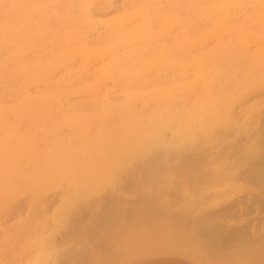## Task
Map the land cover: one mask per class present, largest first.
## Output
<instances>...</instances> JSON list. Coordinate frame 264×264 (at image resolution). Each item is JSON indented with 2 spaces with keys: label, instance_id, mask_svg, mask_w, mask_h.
I'll use <instances>...</instances> for the list:
<instances>
[{
  "label": "rangeland",
  "instance_id": "rangeland-1",
  "mask_svg": "<svg viewBox=\"0 0 264 264\" xmlns=\"http://www.w3.org/2000/svg\"><path fill=\"white\" fill-rule=\"evenodd\" d=\"M263 25L264 0H0V264H264L237 249L244 244L243 231L264 239V187L240 175L237 162L232 169L227 164V154L245 148L256 127L264 125ZM209 49L220 64L215 89L241 84L248 72L256 79L234 102L222 104L225 113L235 115L236 132L232 125L230 130L218 126L213 141L199 148L205 154L210 150L211 157L220 146L227 151L201 170L215 176L199 192L197 174L184 176L170 163L155 166L147 178L149 194L162 192L171 179L173 186L154 203H171L166 206L178 209L172 208L177 224L186 230L180 249L167 251L162 248L169 246L171 224L151 214L129 215L139 196L124 186L127 173L110 161L112 147L95 146L100 143L96 129L116 132L117 115L102 111L109 107L104 101L118 99L122 87L174 83L186 68L193 71L182 63L192 66ZM161 135L169 148L170 130ZM111 138L119 141L118 134L107 142ZM256 138L264 147V137ZM257 151L264 158V148ZM222 174L228 178L217 180ZM252 193L259 199L251 200ZM206 215L208 229L196 233V222ZM210 232L225 240L216 252L202 248Z\"/></svg>",
  "mask_w": 264,
  "mask_h": 264
},
{
  "label": "bare ground",
  "instance_id": "bare-ground-1",
  "mask_svg": "<svg viewBox=\"0 0 264 264\" xmlns=\"http://www.w3.org/2000/svg\"><path fill=\"white\" fill-rule=\"evenodd\" d=\"M255 8H257V7H255ZM118 10H120V9H118ZM207 11H209V13H210L211 9H208ZM90 12H91V10H90ZM147 19H148V17H147ZM216 20H214V21H216ZM137 24H139V23H137ZM215 32L213 33V34H215L214 36H216V34H217V32L216 33ZM11 34H12V32H11ZM209 35H210V33H208L207 37ZM152 36H153V33H149L148 34L149 38H151ZM214 36H212V37H214ZM212 37H210V38L212 39ZM204 38H206V35H205ZM225 38H226V36H225ZM252 38H254V37H252ZM207 40H209V38ZM228 42H229L228 44H231V41H228ZM232 42H234V41H232ZM181 44L183 45V43H181ZM218 44H219V42L216 43V46H218ZM225 45L227 46V44H225ZM215 47H212V48L215 49ZM228 48H225V50L228 49ZM171 50H172V48H171ZM214 53H212V51L210 49L203 51L201 55H198L199 57H197V60L193 61L192 66L182 63L184 67H190V68H192L193 71H191L189 68H186L187 70L182 71V75H181L180 78L175 80L174 83L170 82L167 86L158 87V88H154V87L153 88H149L148 86L145 87L143 85L145 88H140V89L122 87L121 88L120 97L118 99H116V100H113V101H110V100L104 101L106 103V105H108L109 107H107V112L105 110L102 111L103 114H105V115H113L112 113H115L117 115V118H118V121H117L118 125L117 126L118 127H117V129L114 128V130H116V132H114L113 130H110L109 133H108V131L105 130L106 132L104 133V131L102 129H100V128L96 129L97 137H98L100 143H98L95 146L98 148V147H102V145L107 144V146L112 147L111 150L114 152V154H113V158L110 161L114 163V166L115 165L117 166L119 172H126L127 173V177L128 178H125L127 180H126V183L125 182L123 183L124 186L127 185L128 188L131 190V192H133L134 194L136 193L137 196H139V198H140V199L137 198V196L135 194V197L140 201V204H139V201L137 200L139 206L138 207L136 206L137 208L131 209L129 211L130 212L129 215L131 217H133V219H137L141 215H148V217H149V214H151L150 216L152 218L160 219L161 222L166 223L167 225L171 224V226L169 227V235H168L169 246H168V248L167 247L166 248H162V249H166L167 251L168 250H175L177 247H179V244L183 240V236L186 234V230L181 228L177 224L176 213L172 210L173 207L169 209L166 206L168 203H165V206H164V204H158L157 205L156 203H154V201L156 202L157 200L160 201V200L163 199V198L159 199V197L164 195V192L166 193L167 189L171 186V184H172L171 179L169 181H167V182L165 181L166 182V184H165L166 187L165 188L162 187L164 189V190H162V192L159 191V189H157L158 191H155L152 194L151 193L149 194L150 191L148 192L147 191V187H146L145 189L148 192V194H146L145 193L146 191L144 192V186L147 183V180H149L147 178L150 177V176H153V174H154L153 171H155V173H156L155 169H157L158 166L160 168L162 164L164 165L165 163H167V165H168V163H170L171 165L174 166L175 170H182L184 176H189V177L192 176L193 177V176H196L195 174H197L198 177H195L196 180H197L196 189H197V192H199L200 189H201V186H203L205 181L208 178L212 180L213 176H215V174L213 176H211V174H210V177H207V176H205V173L202 174L201 170L204 167L209 166L210 164H212V162L214 160H216V159L218 160L221 157H224V154L227 152V151L224 152L223 148H221V146L218 144V146H220V148L218 147L219 149L218 150L216 149V151H215L217 153H214L213 154L214 156L211 157L212 154H211L210 150H209V152H210L211 155L209 154V152H207L209 154V155H207V153L206 154L203 153V151H202L203 149L200 150L199 148L202 146V144L210 143V142L213 141V137L216 134V130H217L218 126H221V127L225 126V128L230 127V125L233 126V122H234V118L233 117L235 115L232 117L231 115H229L230 112H229V114L225 113L223 108H222L223 107L222 104L224 106H227V105L231 104L232 102H234L236 100V98H237L238 93L244 87L249 86L256 79V76L254 74L248 72V73H246L245 80L241 84L232 83L231 82L230 85H229L230 86L229 88H223L221 90L220 89H215L214 88V83L216 81H218V79H217L218 66L220 64L218 65L216 63V60L214 59ZM154 54H156V53H154ZM221 61H222V59H221ZM123 69H125V68H123ZM189 71H191V74L189 73ZM222 72L223 71L220 68L219 76L221 75ZM180 73H181V71H180ZM111 75H112V73H111ZM243 94H245V93H243ZM101 96H103V95H101ZM101 99L102 98H100V100ZM151 101L153 102V106L150 104V106H152L150 108L148 103L151 102ZM243 102H245V101H243ZM51 104H53V103H51ZM144 106L146 107L147 110H145L143 108ZM220 108H222V110ZM229 110H231V109H229ZM250 114H249V116H250ZM140 118H143V119L147 118V119L146 120H140ZM248 118H246V120ZM261 119H262V117H261ZM239 121H238V123H239ZM234 125H236V124H234ZM239 125H241V124H239ZM101 126H107V125H101ZM251 127L254 128V126H251ZM233 128H234V126H233ZM238 128H236V129H238ZM253 128H251V129H253ZM165 129L170 130V133H171L170 140H168V138L166 139L167 142L170 141L169 142V148H164V145L166 143L164 144L163 141H165V140H163V141L161 140L162 137L164 136V135H161V134H163V131ZM218 129H220V127H218ZM227 129H229V128H227ZM236 129L234 128V130L233 129L232 130L235 131ZM235 132H234V134H236ZM219 133H220V131H219ZM115 134H118L119 141H115V138H111L107 142L108 136L111 137L112 135H115ZM232 135H233V133H232ZM253 136H255V138L258 137V136H261L263 138L264 137V125H260V127H256V129L254 130ZM238 137H240V136H238ZM255 138L252 139L249 143H247L248 144L247 146H246V143H245L246 141H244L243 145H245L246 147L243 148V149L233 150L234 149L233 148L232 149L233 151L229 149L230 151H232V154H227L228 156L227 155L226 156L228 158H230L229 159L230 163H227V161H225V162L228 164V167L230 169H232L233 165L236 166L235 162H237V165H238L237 168L240 169L239 171L241 172V173L239 172L240 175L242 173L243 174L245 173V175L247 174L246 176H248L249 179L251 178L250 180L252 182H254V183H252L253 185L254 184L256 186L257 185H262L264 187V158L261 157L262 154L261 155H256V153L254 152V151L259 152L257 150L258 149H262L263 150L264 147L262 145V147H263L262 148L260 141H256L257 138L256 139ZM214 140H215V138H214ZM262 143L264 144V141ZM90 145H91V143H90ZM223 145H222V147H223ZM243 145H242V147H243ZM204 146H205V144H204ZM214 150H215V148H214ZM232 156H233V158L235 157V159L231 160ZM144 158L145 159L148 158V160L146 159L147 160L146 162H148V161L149 162L148 163H146V162L142 163L141 162L140 165L136 164L137 161H140L141 159L143 160ZM134 164H136V166L137 165L138 166L137 167H132V166H134ZM155 166H157V168ZM235 166H233V167H235ZM206 169H208V168H206ZM216 170H218V169L216 168ZM207 173H209V170H208ZM230 173H231V176H234L235 172L232 171ZM240 175L238 174V176H240ZM123 176H124V173H123ZM224 176H225V174L220 175L217 178V180L223 178ZM120 177L118 175L119 180H120ZM227 178H228V176H227ZM121 180L123 181L122 177H121ZM151 180H153V179H151ZM122 181H120V182L122 183ZM149 182L150 181H148V183ZM65 183H63V184L65 185ZM121 183H119V184L122 187ZM247 183H250V182H248V180H247ZM149 185H150V183H149ZM147 186H148V184H147ZM172 186H173V184H172ZM63 187H65V186H63ZM67 187H70V186H67ZM48 190H50V189H48ZM122 190H124V189H122ZM126 191H127V189H126ZM90 194H92L91 191H87L86 192V196L88 195V197H89ZM118 194L119 193L117 191V195ZM121 194H122V191H121ZM171 195L172 194L170 193V196ZM253 195H254V197L252 196V198H250L251 200H253V198L256 197L255 194H253ZM99 196H98V198H99ZM103 196H104V194H103ZM204 197H206V196H204ZM241 197H243V196H241ZM257 197H259V196H257ZM257 197L255 199H257ZM119 198H121V200H122L123 197H120V195H119ZM156 198H158V199L154 200ZM238 198H239V196H238ZM100 199H101V197H100ZM116 199H117V197H116ZM200 199H203L202 195H201ZM260 200H261V197H260ZM263 200L264 199H262V201ZM125 201H128V199H126ZM93 202H94V200H93ZM237 202H238V200H237ZM87 203H89V202H87ZM132 203L134 204L135 201L132 202ZM89 204H87V206ZM170 204H168V205H170ZM230 205L233 206L235 204H231L230 203ZM226 208H228V207H226ZM174 210H178V209H174ZM248 210H246V212H249ZM213 211H211V212L213 213ZM105 212L107 213V210ZM176 212H179V211H176ZM244 212H245V210H244ZM109 213H111V212H109ZM228 214H229V212H228ZM181 215H184V212H183V214L181 213ZM207 215L201 217L202 219L200 221L199 220H198V222L195 221L196 224L195 223L194 224H195L196 233L200 232V230H202V231L205 230V232H206V230L208 229L207 225H208V221L209 220L208 221L204 220V219H207L206 217L209 216V215L208 216ZM234 215H235V213H234ZM99 216H100V214H99ZM109 217H112V216H109ZM96 218H98V217H96ZM96 218H95V220H96ZM258 219H259V217H258ZM132 221H134V220H132ZM127 222H128V218H127ZM132 223H134V222H132ZM244 227H246V225ZM229 232H231V230ZM240 232H241V230H240ZM253 232H254V230H253ZM90 233L92 234V232H90ZM243 233H244L243 234L244 237L242 235V238H240V239L242 240L241 242H243L244 244L239 245L237 247V249L241 250V253L247 259L252 258L253 260H260V262H262V259H264V239H261L260 236H259L260 237L259 239H258V236H256V238H251L249 236H252V235H251V233H250V235H248L249 234L248 231H243ZM207 234H208L207 235V240L204 241L205 245L202 244V248L206 250L207 248L212 247V248H214L213 252H216V250L218 251V248H220V246L218 245L219 242L221 244V241H225V240H223L222 237H219L217 234H214L213 232H210V233H207ZM259 234L261 235L262 233L260 232ZM201 235H203V234H201ZM253 236H254V234H253ZM234 237H235V235H234ZM227 238H228V236H227ZM228 240H230V238ZM232 241H234V240L232 239ZM235 241H238V239H236ZM235 241H234V243H235ZM224 243L222 245H224ZM227 243H228V241H227ZM229 243L231 244L232 242H229ZM166 244H168V243H166ZM226 247H227V245H226ZM229 247H227V248H229ZM179 249H180V247H179ZM167 251H165V252H167ZM181 252L183 253V250ZM211 252H212V250H211ZM163 253H164V251H163ZM167 253H169V252H167ZM175 253H176V251H175ZM102 254H103V252H102ZM212 254H211V256H212ZM259 257H261V258H259ZM256 264H258V262Z\"/></svg>",
  "mask_w": 264,
  "mask_h": 264
}]
</instances>
